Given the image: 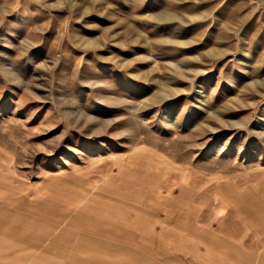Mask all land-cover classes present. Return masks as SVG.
Here are the masks:
<instances>
[{
	"label": "rangeland",
	"instance_id": "1",
	"mask_svg": "<svg viewBox=\"0 0 264 264\" xmlns=\"http://www.w3.org/2000/svg\"><path fill=\"white\" fill-rule=\"evenodd\" d=\"M7 184L61 264H264V0H0Z\"/></svg>",
	"mask_w": 264,
	"mask_h": 264
},
{
	"label": "crops",
	"instance_id": "2",
	"mask_svg": "<svg viewBox=\"0 0 264 264\" xmlns=\"http://www.w3.org/2000/svg\"><path fill=\"white\" fill-rule=\"evenodd\" d=\"M0 189L8 191L0 193V264H61L58 261L61 249L54 245L57 238H48V231L52 230L46 226L47 217H41L29 209L17 208L14 204L15 208L12 209L11 185ZM227 211L236 213L234 208ZM33 223L36 229H33ZM36 232L42 235L37 237Z\"/></svg>",
	"mask_w": 264,
	"mask_h": 264
}]
</instances>
